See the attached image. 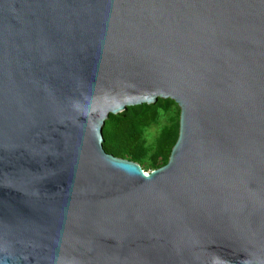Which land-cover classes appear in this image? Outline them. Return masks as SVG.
<instances>
[{"label":"water","instance_id":"1","mask_svg":"<svg viewBox=\"0 0 264 264\" xmlns=\"http://www.w3.org/2000/svg\"><path fill=\"white\" fill-rule=\"evenodd\" d=\"M158 99L147 174L101 131ZM0 264H264V0H0Z\"/></svg>","mask_w":264,"mask_h":264},{"label":"trees","instance_id":"2","mask_svg":"<svg viewBox=\"0 0 264 264\" xmlns=\"http://www.w3.org/2000/svg\"><path fill=\"white\" fill-rule=\"evenodd\" d=\"M165 122L151 143L146 132ZM179 108L171 100L158 99L153 105L127 107L122 113L109 115L102 127L103 150L113 157L125 159L156 170L166 165L178 137ZM142 169V168H141Z\"/></svg>","mask_w":264,"mask_h":264},{"label":"rangeland","instance_id":"3","mask_svg":"<svg viewBox=\"0 0 264 264\" xmlns=\"http://www.w3.org/2000/svg\"><path fill=\"white\" fill-rule=\"evenodd\" d=\"M164 122H165V118L164 117H161V119L158 122V125L153 126L150 130H148L146 132L145 137H146V141L148 143H151L154 140V138L156 137V135L158 134V132L160 130V126H162L164 124ZM141 168L147 174L150 173V172H152V171H154L153 169L146 168L145 166H143Z\"/></svg>","mask_w":264,"mask_h":264},{"label":"bare ground","instance_id":"4","mask_svg":"<svg viewBox=\"0 0 264 264\" xmlns=\"http://www.w3.org/2000/svg\"><path fill=\"white\" fill-rule=\"evenodd\" d=\"M144 172V171H143ZM145 173V172H144Z\"/></svg>","mask_w":264,"mask_h":264}]
</instances>
